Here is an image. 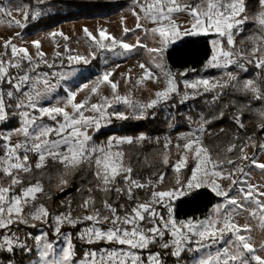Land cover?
Segmentation results:
<instances>
[{"label": "snow or ice", "instance_id": "6c2138e0", "mask_svg": "<svg viewBox=\"0 0 264 264\" xmlns=\"http://www.w3.org/2000/svg\"><path fill=\"white\" fill-rule=\"evenodd\" d=\"M134 8L133 15L136 20V29H141V19L150 20L155 26L150 30L159 36V47L149 48L154 53L153 63L155 68L164 69L162 63L164 53L168 46L180 39L182 36L215 33L217 39L211 41L212 54L206 62V67L227 68L235 65L238 69L247 72V65H253L260 70L256 77L246 79L239 91L251 93L254 100L264 101V0H258V10L250 17L248 14L247 0H132ZM142 12H136L135 8ZM22 13L23 20L17 19L11 7L0 6V17L7 18L9 27L16 26L25 28L31 15L33 19L39 16V12H30L28 5L16 9ZM178 13H187L190 17V26H181L174 19ZM123 19V18H122ZM253 20L258 26L259 34L249 36L247 39L252 44L250 51L236 47V36L244 31V25ZM3 20H0L2 23ZM86 39L94 43L99 49L114 50L117 46L125 52L132 51L135 47H142L137 40L136 45L125 43L122 39L117 40L100 29L94 34L87 26L82 29ZM134 29L123 28L124 35ZM17 36L20 34L17 33ZM55 38L63 37L65 41L69 38L63 32H52L49 34ZM106 41L108 43H106ZM226 42V43H225ZM35 47V57L31 55L26 47L17 46L12 42V37L4 40V52H0V126L10 123L11 119L18 117L19 126L14 129L0 131V173L9 178L7 185L0 179V230H5L0 235V254H9L6 259L0 258V264H22V260L13 259L20 255H32L35 252L36 259L31 264H168V258H176V264H182L184 253L201 252L211 248L213 245L221 244L214 252L207 251L198 257H193L192 264H264V256L259 251L264 250V244L256 248L251 242L250 226L238 225L234 217L241 211H248L246 205L254 207L250 215L259 217L261 227H264V191L259 186L248 183L245 177L247 173L238 161L251 160L252 165L264 170V163H257L255 155L249 157L245 153L246 144L239 146L240 157L237 160H220L213 158L209 149L202 144V135L205 126L211 120L201 118L198 128L190 135H185V143L181 146L175 145L182 151L181 157L174 165V171L179 174L181 169L186 168L191 158L195 166L191 169V175L182 181L177 175L174 187L168 190H156L157 185L163 183L165 174L160 173L158 178L141 182L133 178L132 167L125 162V153L118 149L122 144L133 143L132 137L110 138L106 145H95L91 143L92 136L88 129L99 130L101 121L111 122V117L124 121L129 115L113 109L114 104L123 102L131 109V115L137 119L146 118L148 109L157 104L169 101L173 95H179V82L170 71H165V86L154 93V99L147 104H136L127 96L121 97L117 94L118 81L110 79L112 72H105L98 78L95 86L91 87V94H98L100 85L107 84L111 88L112 98L102 96V102L92 103L90 111L93 115H85L88 109L89 98L76 102L77 91L69 90L66 99L57 101L50 106H41V100L47 98L50 93L55 92L60 81L67 79L69 73L51 71L39 72L41 65L49 69H55L57 59L61 64L63 59L61 53H54L52 63L46 59V54L41 51L39 40L32 42ZM241 44L244 42L241 41ZM10 49V55H9ZM67 61L72 63L88 64L84 55H72L71 50L65 45ZM95 55V53H91ZM159 58L161 62L157 63ZM27 62L28 68H23ZM144 77L137 81L141 84L146 77L154 82L158 79L153 71L144 64L140 65ZM10 69L19 70L13 75ZM22 71L23 74H19ZM181 75H184L183 73ZM55 78L56 82L52 83ZM237 77L228 73V80H210L198 78L195 80H183V100L191 95H202L213 92L212 101L216 102L223 95V90L232 85ZM9 85L8 89L3 87ZM84 84L79 91L88 89ZM63 105V106H61ZM70 107V111L68 110ZM228 105H224L227 109ZM38 113V115H37ZM258 116L264 119V110L257 111ZM154 115V113H153ZM243 112L233 115V121L244 128L241 122ZM224 116V111L219 113V118ZM44 117L51 120L52 124L45 123ZM59 118V119H58ZM216 118V117H214ZM190 119V118H189ZM259 129L264 131V124ZM21 136L15 144L11 142L12 136ZM141 135L138 141L145 140ZM171 141H166L164 148L167 150ZM238 146L232 144L227 152H233ZM264 149V144L259 145ZM191 154V156L188 155ZM36 156L34 168L44 169L48 162L59 164L63 173L58 177L57 187L60 191L68 185L66 176L69 171L75 172L87 164L93 170L95 184L86 189H77L78 193L85 190V196L77 205V209L83 211L79 215H73L72 201H61L67 209L59 214H52L44 204L38 206L33 204L37 195L43 193V185L38 180L35 184L29 183L23 186L22 174H29L33 170L31 156ZM163 163H169L167 154L163 157ZM232 166L228 170L225 166ZM239 171L241 176L233 178ZM153 175H156L155 173ZM227 179L231 181L229 189L225 191L218 180ZM207 186L217 196L223 197V203L216 204L211 212L204 218H187L177 220L174 216V204L179 197L187 194L193 189ZM20 191L17 193L16 188ZM151 187L150 198L142 201L136 195V190ZM239 196L230 195L233 189ZM94 192L102 194L101 207H96ZM115 193V199L111 194ZM124 197V201L114 206L117 201ZM157 206L166 209V215L157 210ZM25 207H31V211L25 214ZM29 218L41 221L49 225L56 237L49 240L48 232L41 231L32 237L35 241L34 247L22 242L15 232L11 231L13 225L23 223L29 224ZM84 225L76 233V239L86 245H95L104 242L114 247L85 248L83 256L74 260L76 246L73 243V233L63 232L64 226L76 228ZM36 227V224L29 225ZM31 235V234H29ZM226 236L231 239L225 240ZM62 246L57 248V244ZM194 245V246H191Z\"/></svg>", "mask_w": 264, "mask_h": 264}, {"label": "trees", "instance_id": "16d2710c", "mask_svg": "<svg viewBox=\"0 0 264 264\" xmlns=\"http://www.w3.org/2000/svg\"><path fill=\"white\" fill-rule=\"evenodd\" d=\"M25 1L31 7L34 5L33 0ZM247 4L248 14L251 17L258 10V0H247ZM122 5L123 2H110L107 0H50L42 6L46 9L44 13L35 19L29 16L27 26L23 31L32 33L67 20L114 13ZM254 34H259V29L255 22L250 19L244 25V31L236 36V47L238 48L241 44L240 42L243 41L244 45H242L246 51L247 47L251 46L247 38ZM211 37L210 34L183 36L169 45L165 51L164 61L168 69L175 74L179 82L180 93L183 94L185 90L181 83V73L183 71H186V74L199 72L206 61L209 60L212 54ZM98 60V58H95L96 65ZM23 68L27 70V62H24ZM247 69L250 74L260 71L254 64L248 65ZM18 71L17 69H10L13 75L17 74ZM19 74H23V72L20 71ZM3 87L8 89L10 86L4 84ZM188 91L192 90L189 89ZM213 95V92H206L202 95L191 96L188 102H181L179 95H173L170 99L171 104L168 107V110L173 115L172 117L167 116L168 110L165 111L162 107H154L147 110L146 118L144 119H137L130 115V118L124 121L113 119L106 128H101L93 134L91 143L106 145L110 138L132 137L133 143L122 144L119 149L125 153V162L133 169V178H138L141 182H146L149 179L155 181L160 173L165 174V180L157 185L156 190H168L174 187L177 175L182 181H186V178L190 176L191 169L194 166V161L191 158L188 160L187 167L181 169L179 174L174 171V165L182 155V151L178 150L175 145L179 144L182 146L184 143L180 135L187 132L190 126L201 123L197 118L199 111L203 114L202 118L212 121L205 126L206 130L202 135V144L209 149L213 158L237 160L241 155L239 146L250 142L253 145L252 156L256 155L261 150L259 145L264 144V131L258 127L260 124H264V119H261L257 114L258 110H264V101L254 100L250 93L239 91L234 86V82L223 90V95L220 96L218 101H212ZM224 105H228L227 109L224 108ZM221 111H224V116L219 118ZM241 111L243 112L241 122L244 124V128H240L232 119L233 115ZM18 126V117H16L11 119L10 123L0 126V129L8 130ZM141 135H144L146 139L138 141L137 138ZM169 140L171 143L166 150L164 145ZM232 144H236L238 147L229 153L227 148ZM2 154V151H0V155ZM165 154L169 157L167 165L163 163ZM36 159V156H31L32 172L22 174L24 187H27L29 183L35 184L38 180L42 183L44 191L38 194L36 202L44 204L50 213L59 214L67 209L66 205H61V201L71 200V206L75 210L73 215L81 214L83 210L77 209V205L82 202L88 193L86 190L83 193H78L77 189L81 187L86 189L95 184L93 170L85 164L75 172L69 171L66 176L68 185L64 187L63 191H60L57 185L59 184L58 177L64 171L62 166L49 161L44 169L36 170L34 168ZM225 167L230 170L232 166L226 165ZM154 173L156 175H153ZM0 179L3 180L5 185L9 182V178L3 177L2 173H0ZM152 190L151 187L138 189L136 190V195L144 201L150 197ZM16 191L19 193L20 188L17 187ZM93 195H95L97 200L96 207H101L102 194L94 192ZM111 199H115V193L111 194ZM217 201L218 196L209 189L192 190L174 202V216L176 219L202 218ZM122 202H125L124 197H121L114 206L118 207V204ZM51 223L52 221L49 220V225ZM49 225H44V227L49 237H52L53 229ZM81 226L77 225L76 228L64 226L62 228L63 232L70 231L73 233V243L76 246L74 259H80L86 247V244L76 239V233ZM4 231L0 230V235ZM11 231L15 232L22 242L34 247L35 241L32 237L35 235V228L15 224L12 226ZM8 255L7 253L0 254V258L6 259ZM35 257L34 252L32 255H17L13 259L22 260V264H27ZM168 264H176V258L169 257ZM182 264H190V256L187 253L183 254Z\"/></svg>", "mask_w": 264, "mask_h": 264}, {"label": "rangeland", "instance_id": "374dc122", "mask_svg": "<svg viewBox=\"0 0 264 264\" xmlns=\"http://www.w3.org/2000/svg\"><path fill=\"white\" fill-rule=\"evenodd\" d=\"M48 1L50 0H33L34 5L31 7V5L25 0H0V6L11 7L14 16L17 19L23 20L22 13L16 12V9L18 7H21L23 5H28L30 12H39V16H40L42 13L46 11V9L42 7L43 4H45V2ZM107 1L123 2V5L119 7V9L114 13L105 14V15L99 14L91 17H82L73 20H67L58 23L56 25H53L52 27L41 29L32 33L24 32L23 31L24 28H19L16 26L9 27L7 25V18L0 17V20H3V22L0 23V52L5 51L4 40L8 39L9 37H12L13 43H15L18 47L19 46L26 47L29 53L34 57L36 50L32 42L39 40L41 42V51L46 54V59L49 61V63H52L54 53L56 51H59L61 53V57L64 58L62 64L60 60L57 59L56 61L57 66L55 69H49L45 65H41L40 68L38 69L39 72L50 73L51 71H57V72L69 73L67 79L60 81V84L55 90V92L50 93L46 99L41 100L40 102L41 106L54 105L57 103V101L66 99L67 92L69 90L77 91L76 102H81L85 100L86 97H88L89 110L85 111V115H93V113H91L90 111V105L92 103L102 102L100 99L101 95L108 97L109 99L112 98L113 94L111 92V88L107 84L100 85L98 94L90 93V89L91 87L95 86L97 79L101 78L105 72H109V71L113 73L112 76H110V79L119 82L117 88V94L120 95L121 97L127 96L130 100H132L138 105L149 103L152 99L155 98L154 93L165 86L164 72L170 70L166 66L164 57L162 61L164 65V69L161 70L155 68L153 63V57L155 54L150 53L148 51L149 48H155L160 46L158 43L159 42L158 34H153L151 33V31H146V30H150L155 25L150 20L142 18L140 22L143 25V27L141 29H136L135 28L136 20L133 15L134 5L132 0H107ZM135 11L141 13L142 16V12L138 7L135 8ZM174 19L181 26H190L188 24L190 17L187 13H178L174 16ZM85 26H87L89 30H91L94 34H97L100 29H105L108 34H110L112 37H115L117 40L122 39L125 43H129L132 45H136L137 40L139 39L140 44L144 46L135 47L132 51H128V52H125V50L120 48L119 46H117L114 50L99 49L94 43H92L91 41L85 38L84 33L82 31V29ZM124 27H127L129 29H134V31H131L127 35H124L123 33ZM52 32H63L64 35H66L69 39L65 41L61 36H57L53 38L49 35ZM17 33H19L20 35L17 36L16 35ZM208 34L212 36L210 38V45L212 47L211 41L217 39L218 37L215 33L212 32L207 34L202 33V35H208ZM106 43L108 42L106 41ZM65 45H67V48L71 50L72 55H84L88 59L89 63L84 64L83 62H81L78 64L77 63L70 64L66 59V55L68 53H66L65 51ZM243 45L240 44L238 48H243ZM251 47L252 44L251 46L247 47L246 51H250ZM91 53H95V55L93 56L91 55ZM95 58L99 59L97 65L95 64ZM156 62L159 63L161 61L159 60V58H157ZM141 64H144L147 68L153 71L155 77L158 78L156 82H154L152 79H148L145 77L141 84H137V81L140 80L142 77H144V72L140 67ZM43 66H45L46 68ZM182 73L184 75H182L181 83L183 80L192 81L198 78H207L213 81L220 80L221 82H224L228 80V73H231L232 75L237 77V80L234 81V86L237 87L238 89L242 88L243 83L246 79H252L257 75V73L250 74L248 70L247 72H245L241 69H238L235 65L228 66L227 68H210V67H206V63L199 72H189L190 74H186V71H183ZM172 74L175 76L174 73ZM55 82L56 80L55 78H53L52 83ZM84 84H88L89 88L85 89L84 91H79V89H81ZM191 93L192 91H189L190 97L192 96ZM180 94L179 96L182 101L183 94L182 93ZM183 102H188V99L183 100ZM169 104H171L170 100L167 102L159 103L155 107H162L163 110L167 111ZM68 110L69 111L71 110L70 107ZM113 110L121 111L124 112L126 115L132 116L131 109L123 102L114 104V108L108 109V113H111ZM202 115H203L202 112L199 111L197 117L199 121H201ZM167 116L168 117L173 116L169 110L167 111ZM113 119L116 118L112 116L111 121ZM44 122L49 124L54 123L51 120H49L47 117H44ZM110 123L107 121H101L102 124L101 128H106ZM199 126L200 124L195 126H190L187 132L180 135V138L181 140H183V143H185L183 137L185 135L192 134L195 131V129L198 128ZM6 130L0 129V131H6ZM98 131L94 129H88V133L91 136H93V134ZM21 139H22L21 136L13 135L11 142L15 144L18 140ZM246 145L247 146L245 148V153L249 157H252L253 145L251 142L247 143ZM114 150H120V149L118 147V149H114ZM188 155L191 156L190 153H188ZM255 157L257 163H264V149H261L255 155ZM238 163L241 167H244L245 172L247 173V176L245 177L247 182L259 186V190L264 191V170H261L258 167L252 165L251 160H244ZM240 176L241 173L237 171L233 178L238 179ZM218 183H220L222 188L225 191H227L229 189L231 181L227 179H223V180H218ZM202 188L211 190V188L207 186L201 187L199 189ZM193 190H197V189H193ZM229 194L239 196V193L235 190V188ZM174 202L172 203L174 204ZM218 203H223V197L218 196V201L215 203V205ZM33 204L36 206L40 205L38 202H36V200L33 201ZM246 207L248 211H241L239 215H236L234 217V221L240 226H243L245 224L250 226L251 229L250 233H242V234L251 235L252 237L251 242L254 244L256 248L259 249L260 245L264 244V227H261V222L259 220V217H254L250 215V211L254 206L248 204L246 205ZM212 208L207 212L205 216H207L211 212ZM31 210H32L31 207H25L24 212L26 214ZM157 210L166 215L165 208L157 206ZM18 224H21L24 227H31L29 225L36 224V227H31L36 229L34 236L40 234L41 231H46V228L44 227L45 224H42L41 221L31 220L30 218L28 225H25L23 223H18ZM83 226L84 225H82L81 227ZM55 239L56 237L53 232V235L52 237H49V240H55ZM228 239H231V237L226 236L225 240ZM61 246L62 245L60 243L57 244V248ZM114 246L115 245H106L104 242H100L95 245H86L85 248L99 249L102 247L111 248ZM222 246H223V242L221 244L213 245L211 248L204 249L198 253L197 252L187 253V255L190 256V264H192L193 257H198L199 255H202L204 254V252L207 251L214 252L217 248H220ZM258 254L264 256V250L259 251ZM35 259L36 257L33 260ZM74 260L78 261L79 259H74ZM31 261L27 264H31Z\"/></svg>", "mask_w": 264, "mask_h": 264}, {"label": "built area", "instance_id": "2783aa9c", "mask_svg": "<svg viewBox=\"0 0 264 264\" xmlns=\"http://www.w3.org/2000/svg\"><path fill=\"white\" fill-rule=\"evenodd\" d=\"M242 47V46H241Z\"/></svg>", "mask_w": 264, "mask_h": 264}]
</instances>
